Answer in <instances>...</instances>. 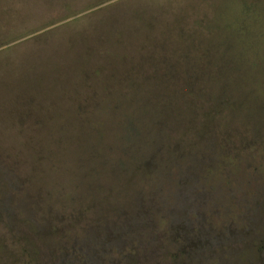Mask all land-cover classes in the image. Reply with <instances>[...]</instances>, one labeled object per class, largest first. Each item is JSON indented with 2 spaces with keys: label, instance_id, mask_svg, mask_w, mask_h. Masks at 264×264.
<instances>
[{
  "label": "rangeland",
  "instance_id": "rangeland-1",
  "mask_svg": "<svg viewBox=\"0 0 264 264\" xmlns=\"http://www.w3.org/2000/svg\"><path fill=\"white\" fill-rule=\"evenodd\" d=\"M0 156V262L264 264V0H0Z\"/></svg>",
  "mask_w": 264,
  "mask_h": 264
},
{
  "label": "trees",
  "instance_id": "trees-1",
  "mask_svg": "<svg viewBox=\"0 0 264 264\" xmlns=\"http://www.w3.org/2000/svg\"><path fill=\"white\" fill-rule=\"evenodd\" d=\"M225 94H227V93L221 94L218 97V99L213 104L212 103L211 104H207L206 103V105H203V117L205 119H206V117L208 118V117H211V116L216 115L219 111H221L223 109V107H226V108L227 107H232V101L228 100V97H226ZM92 97L93 96L90 94V96L87 98V101L82 102V103H78L79 105H78L77 108H78L79 111H81V113H85L89 109H92L93 108V106L88 105L89 102L92 100ZM180 104L183 106L182 102ZM110 121L111 120H109V119H102V120H100L98 122L93 123L94 121L91 120L90 122H87L85 126L92 127L93 125H96L97 127L100 128V126L108 125V123H110ZM15 162L16 161H15V157L14 156H7L6 158L0 156V203H2V204L4 203L5 187L9 183V180L7 178H4L3 169H7V171L8 170L9 171H15L16 170V164H15ZM14 200L15 199L12 198V201H11L10 197L7 196V201L9 203V205H8L9 206V209H11V208L14 209V207L16 205V203H15ZM10 202H12V203H10ZM121 215H122V219L124 221H126L128 216L126 214H122V213H121ZM21 221H22V219H21ZM23 222L26 225H29V226H32L33 225V226H35V229L37 231L40 230V227H38V224L35 225L31 220H28L27 219V220H24ZM7 229H10V226L9 225H8ZM119 241L120 242L122 241L123 244L128 245L127 238H125V239L123 238V240L122 239H119ZM0 245H1V248H2L3 252L4 253H8V252H6V249L7 248L4 246V240L1 239V238H0ZM131 245L137 246L141 250H143L144 248H147L148 249V247H145L146 246L145 245V242L144 243H141V244H137V242H133V243H131ZM135 249H136V247H135ZM23 251H24L23 252L24 253V258H26V262L24 264H32V263H35L33 261L31 252H27L25 250H23ZM134 252H135L134 250H129V254H130L129 256H131V257L135 256L134 254H136V253H134ZM0 263L1 264H6V259L5 260L3 259L2 262H0ZM66 264H68V263H66Z\"/></svg>",
  "mask_w": 264,
  "mask_h": 264
}]
</instances>
